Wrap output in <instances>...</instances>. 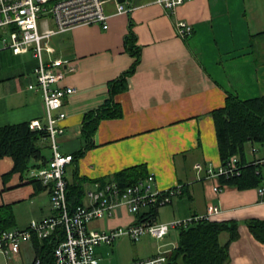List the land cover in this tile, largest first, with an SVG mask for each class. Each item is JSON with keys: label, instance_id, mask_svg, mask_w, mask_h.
<instances>
[{"label": "crops", "instance_id": "crops-1", "mask_svg": "<svg viewBox=\"0 0 264 264\" xmlns=\"http://www.w3.org/2000/svg\"><path fill=\"white\" fill-rule=\"evenodd\" d=\"M124 3L133 8L117 13L114 0L106 4L107 29L78 25L51 41L54 57L77 65L62 83L75 91L62 107L65 132L58 141L64 154L77 156L86 150L67 166V181L85 180L83 203L88 204L87 193L103 187L97 180L114 181L117 171L144 164L148 175H156L154 190L182 185L166 221L201 215L209 204L219 205L221 211L212 220L240 222V236L230 243L227 264H264V242L245 224L249 218L264 219L259 191L264 185L247 189L225 185L218 192L214 186L222 184L220 179L205 178L209 169L222 165L212 110L224 106L229 94L241 99L264 95V0H187L174 11L157 0ZM131 20L136 52L125 44ZM180 20L193 25L192 35H179ZM37 65L32 52H1L0 125L39 120L46 126L43 92L29 87L37 84ZM122 76L127 86L115 101L124 114L103 119L94 146L86 148L82 131L86 113L105 105L111 84ZM263 157L264 145L249 144L248 160ZM14 164L11 156L0 159V209L11 212L13 227L26 228L32 220L52 215L53 209L49 191L29 172H12ZM135 218L123 206L105 227L127 225ZM229 236L223 232L221 243ZM101 246L96 248L99 255ZM26 251L35 254L34 244H23L15 259Z\"/></svg>", "mask_w": 264, "mask_h": 264}, {"label": "built area", "instance_id": "built-area-1", "mask_svg": "<svg viewBox=\"0 0 264 264\" xmlns=\"http://www.w3.org/2000/svg\"><path fill=\"white\" fill-rule=\"evenodd\" d=\"M112 0H0V66L1 52L11 50L15 54L32 52L38 58L35 68L37 84L30 83L31 89H41L44 95V108L47 124L32 120V129H47L50 134L52 156L47 165L33 167L30 177L41 181L49 191L53 214L42 219L32 220L26 228L0 227V251L9 258L21 255L22 245L56 236L62 239L54 250V264H99L100 255L97 246L111 244L116 239L128 237L138 241L144 235L163 239L172 228L187 226L202 218L212 219L221 211L219 205L209 204L207 212L185 219L159 222L145 216L139 221L137 215L144 213L153 205L171 203L182 193V185L165 190H154L155 173H149L145 179L120 190L115 181L103 187L89 191L88 204L71 208L68 200L67 166L73 161L72 154H64L60 150L58 137L65 132L61 123L66 118L62 107L65 100L75 88L63 85L68 72L77 70V65L70 59L54 57L55 48L51 41L55 35L64 33L78 25H101L109 27L110 15L106 12V4ZM117 13L130 11L133 6H125L124 2L114 0ZM168 10H175L187 0H157ZM193 25L186 21L177 22V31L181 37L193 33ZM254 150H256L254 148ZM264 161V158L261 159ZM241 166L238 157L233 156L227 165L209 169L205 178H219L222 174L235 173ZM225 185L214 186L215 191H222ZM264 197V188H259ZM125 206L133 213L135 221L116 227H91L97 219L112 217L117 208ZM173 249L162 250L147 257L137 258L127 264H168ZM40 263V259H37Z\"/></svg>", "mask_w": 264, "mask_h": 264}, {"label": "trees", "instance_id": "trees-1", "mask_svg": "<svg viewBox=\"0 0 264 264\" xmlns=\"http://www.w3.org/2000/svg\"><path fill=\"white\" fill-rule=\"evenodd\" d=\"M136 38L134 22L131 20L125 37L128 50L134 52L138 50ZM124 77L111 84L110 96L103 107L86 113L82 127L83 136L87 140L86 148L94 146L93 138L103 119L123 116L124 110L121 104L115 101V95L126 89ZM212 115L217 129L222 165H227L233 156H237L238 164L241 166L235 173L220 175L221 183L236 186L239 189L263 186L264 161L262 162L261 159L264 157L248 160L247 149L249 144L264 145V95L241 99L229 94L225 105L213 109ZM30 122L0 125V159L4 156H11L14 159L12 172L28 173L33 167L47 165L52 156L49 131L32 129ZM85 150H81L77 156L73 155V159L82 156ZM147 176L146 165L139 164L117 171L113 178L120 190H124ZM33 181L41 183L37 179ZM97 181L101 183V186L108 182L106 179ZM84 182L85 180L80 178L74 182L67 181L71 208L84 204L83 199L86 194ZM160 207V205L148 207L146 211H143L144 213L137 215V219L141 221L148 215L146 218L156 220ZM0 211H2L0 227H13L11 212L2 208ZM245 224L259 241L264 242V219L249 218ZM239 226L240 222L237 220L218 221L207 218L195 220L187 226H180L178 240L170 253L169 262L172 264H227L231 259L230 243L240 236ZM223 232L230 235L224 244L220 240ZM61 239L59 234L43 240L36 239L33 264H54V250ZM37 259H40V263H37Z\"/></svg>", "mask_w": 264, "mask_h": 264}, {"label": "rangeland", "instance_id": "rangeland-1", "mask_svg": "<svg viewBox=\"0 0 264 264\" xmlns=\"http://www.w3.org/2000/svg\"><path fill=\"white\" fill-rule=\"evenodd\" d=\"M11 53V52H9ZM8 53V59L11 54ZM6 64L8 61L5 62ZM16 62L11 63V65ZM262 151V149H261ZM179 199L175 198L174 201ZM185 199V198H184ZM173 203H167L160 207L157 216L158 221H166L167 217L173 214ZM108 218L97 219L91 223V227L101 229L107 225ZM178 240V228H172L170 233L163 239H157L151 235H144L138 241H132L128 237H121L116 239L111 244L103 243L101 245L100 256L102 257L101 264H127L134 258L147 257L153 253H157L159 248L162 250L173 249ZM35 254L26 251L20 259H12L6 257L0 251V264H33Z\"/></svg>", "mask_w": 264, "mask_h": 264}, {"label": "water", "instance_id": "water-1", "mask_svg": "<svg viewBox=\"0 0 264 264\" xmlns=\"http://www.w3.org/2000/svg\"><path fill=\"white\" fill-rule=\"evenodd\" d=\"M121 2H124L125 0H120ZM168 264H172V262H168Z\"/></svg>", "mask_w": 264, "mask_h": 264}]
</instances>
